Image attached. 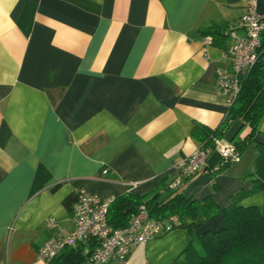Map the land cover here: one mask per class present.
<instances>
[{
  "label": "crops",
  "instance_id": "crops-1",
  "mask_svg": "<svg viewBox=\"0 0 264 264\" xmlns=\"http://www.w3.org/2000/svg\"><path fill=\"white\" fill-rule=\"evenodd\" d=\"M248 2L0 0V264H43L44 240L74 227L75 199L65 198L80 187L157 201L173 191L210 195L222 206L251 185L253 142L216 172L204 167L169 186L174 161L201 143L194 124L214 127L225 116L215 68L229 65L225 50L245 34ZM255 2L264 12V0ZM211 25L222 33L210 34ZM240 202L264 210V187ZM221 224L215 213L194 230ZM190 240L175 226L124 263L103 264H187Z\"/></svg>",
  "mask_w": 264,
  "mask_h": 264
},
{
  "label": "trees",
  "instance_id": "trees-1",
  "mask_svg": "<svg viewBox=\"0 0 264 264\" xmlns=\"http://www.w3.org/2000/svg\"><path fill=\"white\" fill-rule=\"evenodd\" d=\"M218 28L217 25H211L209 33H222ZM260 40L256 59L239 76V89L227 104L223 120L214 127L197 121L192 129V134L202 142L211 143L214 136L224 135L235 119L243 120V127L247 126L248 130L239 132L232 143L239 152L251 142L257 148L253 164L244 174L251 176V185L232 193L230 201L222 206L210 195L198 200L173 191L157 201L153 198L142 199V195L133 192L121 193L114 195L108 206L107 220L110 224L123 225L139 203L148 205L152 202L149 210L152 216H173V227L186 226L190 231L191 240L184 250L187 264H264V210L256 204L240 202L245 195L264 187V131L258 126L264 113V28ZM230 163L219 159L214 166L204 167L213 173ZM76 194L77 191L66 197L65 203L68 205L72 198L76 199ZM201 213L203 219L196 221L194 218ZM215 213H219L222 219L219 227L194 230ZM186 216L191 217V220L186 221ZM84 244V241H80L76 245L65 246L46 264H79L85 257Z\"/></svg>",
  "mask_w": 264,
  "mask_h": 264
},
{
  "label": "built area",
  "instance_id": "built-area-1",
  "mask_svg": "<svg viewBox=\"0 0 264 264\" xmlns=\"http://www.w3.org/2000/svg\"><path fill=\"white\" fill-rule=\"evenodd\" d=\"M248 6L242 16L245 34L235 36L231 46L225 50L228 64L215 68L216 80L226 95L227 104L232 101L239 89V76L256 59L260 45V34L264 28L263 12L256 6L255 0H248ZM234 34V33H233ZM205 41H211L206 35ZM217 149L223 161H236L240 152L235 145L222 136H214L211 143L202 142L188 155L176 159L173 166L176 175L169 182L170 187L178 186L182 179L201 170L208 164V157ZM103 172L107 168H103ZM129 182V189L136 185ZM114 195L101 196L84 187L77 190L73 206L74 227L62 235H54L39 246L38 255L46 264L65 246L76 245L84 241V259L79 264H103L109 260L124 263L130 252L140 243L160 235L173 227L170 218H158L150 214L145 202L138 204L128 215L123 225L113 226L107 220L108 206ZM49 225L55 223L49 218Z\"/></svg>",
  "mask_w": 264,
  "mask_h": 264
},
{
  "label": "water",
  "instance_id": "water-1",
  "mask_svg": "<svg viewBox=\"0 0 264 264\" xmlns=\"http://www.w3.org/2000/svg\"><path fill=\"white\" fill-rule=\"evenodd\" d=\"M243 125H244L243 120H241L240 118L235 119L230 124L228 129L225 131L223 138L226 141L231 142L235 138V136L240 132ZM220 156H221L220 152L217 149H214L207 159L208 164L214 166L217 163V161L220 159Z\"/></svg>",
  "mask_w": 264,
  "mask_h": 264
},
{
  "label": "rangeland",
  "instance_id": "rangeland-1",
  "mask_svg": "<svg viewBox=\"0 0 264 264\" xmlns=\"http://www.w3.org/2000/svg\"><path fill=\"white\" fill-rule=\"evenodd\" d=\"M240 155H241V153H240ZM235 162V161H234ZM232 163V162H231Z\"/></svg>",
  "mask_w": 264,
  "mask_h": 264
}]
</instances>
